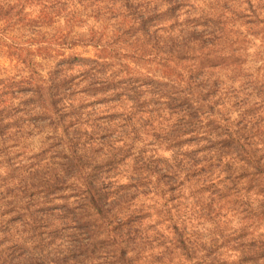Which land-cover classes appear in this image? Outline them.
I'll use <instances>...</instances> for the list:
<instances>
[{
    "label": "clouds",
    "instance_id": "1",
    "mask_svg": "<svg viewBox=\"0 0 264 264\" xmlns=\"http://www.w3.org/2000/svg\"><path fill=\"white\" fill-rule=\"evenodd\" d=\"M0 264H264V0H0Z\"/></svg>",
    "mask_w": 264,
    "mask_h": 264
}]
</instances>
